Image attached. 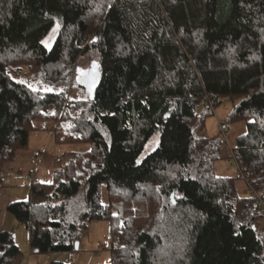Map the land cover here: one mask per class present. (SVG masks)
Returning a JSON list of instances; mask_svg holds the SVG:
<instances>
[{"label": "trees", "instance_id": "obj_1", "mask_svg": "<svg viewBox=\"0 0 264 264\" xmlns=\"http://www.w3.org/2000/svg\"><path fill=\"white\" fill-rule=\"evenodd\" d=\"M85 56L98 60L100 78L84 80L87 99L72 100ZM233 98L228 123L246 131L230 159L248 195L214 174L224 141L198 135ZM33 131L89 150L60 159L49 182L7 205L32 252H70L89 223L104 221L109 264H264V0H0V194ZM80 190L75 223L67 201ZM0 264H22L6 231Z\"/></svg>", "mask_w": 264, "mask_h": 264}, {"label": "rangeland", "instance_id": "obj_2", "mask_svg": "<svg viewBox=\"0 0 264 264\" xmlns=\"http://www.w3.org/2000/svg\"><path fill=\"white\" fill-rule=\"evenodd\" d=\"M58 28L55 26L44 40L46 48H50L57 35ZM76 76L69 89L72 100H85L89 97L88 86L84 80L89 78V86L96 84L100 78L98 60L91 56L81 57L76 64ZM17 80L25 81L36 88L37 78L32 80L22 76ZM78 80V81H76ZM239 98L223 99L218 107L212 109L211 116L205 120V128L198 130L199 136L208 139H222L224 141L223 160L214 163V174L221 178H235L236 188L240 195H248L249 189L242 178L240 171L233 159H230L231 150L235 146V139L244 134L246 123H228V116L232 108L239 102ZM224 124L222 128L221 125ZM159 143V136H153L139 157L141 162L147 155L155 150ZM89 150L87 145H58L48 131H33L29 134L27 148L17 153L15 161L5 168L6 185L9 191V201L23 202L28 200L30 177L34 176L36 181L49 182L52 171L59 166L60 159H66L70 154H82ZM41 153L40 157H34V153ZM17 171L21 175H17ZM49 175V177H45ZM1 191V192H2ZM1 198V194H0ZM3 199H0V231L12 234L15 244L22 256V264H50L58 262L62 264H109L111 261L109 225L104 221H93L88 224L87 229L82 231L75 247L70 252L37 254L30 250L29 231L20 224L13 216L2 208ZM102 203H107L105 191L102 193ZM84 191L68 199L67 205L70 211V220L77 222L84 209ZM260 209L264 211V199L260 202ZM75 245V244H74Z\"/></svg>", "mask_w": 264, "mask_h": 264}, {"label": "crops", "instance_id": "obj_3", "mask_svg": "<svg viewBox=\"0 0 264 264\" xmlns=\"http://www.w3.org/2000/svg\"><path fill=\"white\" fill-rule=\"evenodd\" d=\"M46 176L48 177V175L46 174ZM45 176V177H46ZM46 177V178H47ZM9 191H8V189H5V190H3L2 192H1V198L0 199H3V202H2V208L4 209V208H6L7 207V205H8V201H9V199H8V197H9Z\"/></svg>", "mask_w": 264, "mask_h": 264}, {"label": "built area", "instance_id": "obj_4", "mask_svg": "<svg viewBox=\"0 0 264 264\" xmlns=\"http://www.w3.org/2000/svg\"><path fill=\"white\" fill-rule=\"evenodd\" d=\"M40 155H41V153H39V152H35L34 153V157H40ZM47 177V176H46ZM30 181H31V183H33V182H35L36 180H35V178H34V176H31L30 177ZM257 197V196H256ZM264 212V211H263Z\"/></svg>", "mask_w": 264, "mask_h": 264}, {"label": "water", "instance_id": "obj_5", "mask_svg": "<svg viewBox=\"0 0 264 264\" xmlns=\"http://www.w3.org/2000/svg\"><path fill=\"white\" fill-rule=\"evenodd\" d=\"M77 246H78L77 243H75V245H74L75 249H77Z\"/></svg>", "mask_w": 264, "mask_h": 264}]
</instances>
